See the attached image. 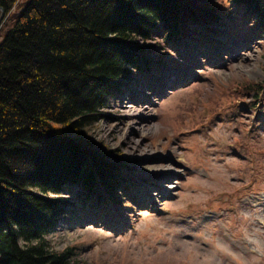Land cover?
Instances as JSON below:
<instances>
[{
	"label": "rangeland",
	"instance_id": "1",
	"mask_svg": "<svg viewBox=\"0 0 264 264\" xmlns=\"http://www.w3.org/2000/svg\"><path fill=\"white\" fill-rule=\"evenodd\" d=\"M30 1L4 15L0 43ZM213 1L223 22L195 28L184 3L179 40L153 48L93 131L127 166L125 190L120 204L71 189L75 206L47 236L53 251L72 249L70 264H264V36ZM248 83L261 94L240 92ZM129 102L147 115L126 118ZM155 170L172 176L155 182Z\"/></svg>",
	"mask_w": 264,
	"mask_h": 264
},
{
	"label": "trees",
	"instance_id": "2",
	"mask_svg": "<svg viewBox=\"0 0 264 264\" xmlns=\"http://www.w3.org/2000/svg\"><path fill=\"white\" fill-rule=\"evenodd\" d=\"M16 2L0 0L5 18ZM211 2L31 0L18 14L0 43V264H70L72 249L53 251L47 236L75 206L71 189L114 201L125 189L127 166L93 131L153 48L179 40L184 3L195 28L223 22L228 9ZM227 3L264 36V0Z\"/></svg>",
	"mask_w": 264,
	"mask_h": 264
},
{
	"label": "bare ground",
	"instance_id": "3",
	"mask_svg": "<svg viewBox=\"0 0 264 264\" xmlns=\"http://www.w3.org/2000/svg\"><path fill=\"white\" fill-rule=\"evenodd\" d=\"M3 21V20H2ZM1 25V24H0ZM128 88V87H127ZM135 91L133 87H129L126 90V96H135ZM122 110L125 112H128L129 114L126 116V118H132L134 119H140V116H146L147 115V109L148 107L143 106L141 102H136V104H131L130 102L128 104L123 103L122 104ZM162 163V162H161ZM176 165V164H175ZM169 172H162L160 170H155L154 172V178L157 179L155 182H161L166 181V179L172 175H169ZM161 196H165L167 194V190L161 191L159 193ZM180 244L184 247V242H180Z\"/></svg>",
	"mask_w": 264,
	"mask_h": 264
},
{
	"label": "water",
	"instance_id": "4",
	"mask_svg": "<svg viewBox=\"0 0 264 264\" xmlns=\"http://www.w3.org/2000/svg\"><path fill=\"white\" fill-rule=\"evenodd\" d=\"M3 18H4V13L2 12V10H0V24L3 20Z\"/></svg>",
	"mask_w": 264,
	"mask_h": 264
}]
</instances>
